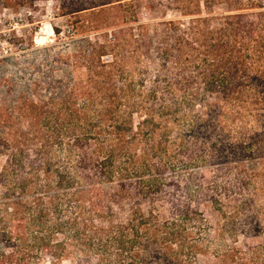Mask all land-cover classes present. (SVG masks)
<instances>
[{
    "label": "trees",
    "instance_id": "1",
    "mask_svg": "<svg viewBox=\"0 0 264 264\" xmlns=\"http://www.w3.org/2000/svg\"><path fill=\"white\" fill-rule=\"evenodd\" d=\"M228 2L152 32L97 18L122 3L68 12L102 38L73 57L85 76L0 101V264H264L236 230L245 162L264 164V0Z\"/></svg>",
    "mask_w": 264,
    "mask_h": 264
},
{
    "label": "rangeland",
    "instance_id": "2",
    "mask_svg": "<svg viewBox=\"0 0 264 264\" xmlns=\"http://www.w3.org/2000/svg\"><path fill=\"white\" fill-rule=\"evenodd\" d=\"M228 1L200 0V3L202 11L204 4H210L212 13L220 16L227 13ZM118 3L128 8L121 12L111 9L97 18L115 19L134 27L137 23H148L151 32L166 20L187 23L197 9V0H0V101L12 103L17 96L30 93V89L35 88L41 97L50 93L60 94L61 87L66 84L63 81L82 79L84 67H71L73 57L78 51L87 50L88 40L102 42V38L87 27L85 19L88 12H68L101 4L110 8V5ZM7 82L11 83L10 88H7ZM50 86L54 89H49ZM245 165L243 171L247 176L240 178L242 189L238 195H242L248 211L236 222L237 240L239 246H257L264 242V164L257 160L247 161ZM198 171L210 177L208 168L201 167ZM239 174L236 165L232 164L227 173L218 175L217 180L223 185L227 180L238 178ZM251 175L253 178L249 181ZM248 182L251 184L246 187ZM220 194L224 197L225 192ZM205 214L210 223V244L212 247L222 245L223 240L218 241L214 232L221 217L210 205L205 208ZM255 223H258L260 231L254 230ZM232 239L226 236L225 242ZM197 263L225 264L212 250L199 255Z\"/></svg>",
    "mask_w": 264,
    "mask_h": 264
}]
</instances>
